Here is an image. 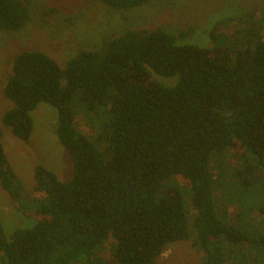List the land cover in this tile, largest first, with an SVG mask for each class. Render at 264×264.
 Here are the masks:
<instances>
[{
	"label": "trees",
	"instance_id": "obj_1",
	"mask_svg": "<svg viewBox=\"0 0 264 264\" xmlns=\"http://www.w3.org/2000/svg\"><path fill=\"white\" fill-rule=\"evenodd\" d=\"M100 1L130 9L149 0ZM260 15L261 28L247 11L217 19L208 46L180 43L161 27L129 28L98 48L77 51L64 67L40 50L18 53L3 87L13 106L2 124L27 143L31 112L40 102L54 107L55 133L72 174L61 181L36 164L34 191L43 196L25 199L0 143V186L19 225H28L7 236L0 219V264H95V250L108 237L110 264H157L165 248L187 240L191 230L202 264H223L221 240L259 242L264 254V236L217 215L214 191L222 184L211 173L214 156L230 154L234 180L264 158V9ZM28 20L27 0H0L1 30H18ZM78 91L87 109L107 107L99 145L73 126ZM174 177L187 185L195 209L191 228L186 195ZM259 209L264 215V204Z\"/></svg>",
	"mask_w": 264,
	"mask_h": 264
},
{
	"label": "rangeland",
	"instance_id": "obj_2",
	"mask_svg": "<svg viewBox=\"0 0 264 264\" xmlns=\"http://www.w3.org/2000/svg\"><path fill=\"white\" fill-rule=\"evenodd\" d=\"M27 4L29 20L23 27L18 30L0 29V143L17 175L21 195L28 200L43 196L42 192L34 191L36 164L43 165L54 172L59 180L66 181L72 174V161L57 139L56 110L51 105L40 102L31 112L33 128L27 143L13 136L9 128L2 124V114L13 106L12 101L5 97L3 87L18 53L40 50L64 67L77 51L98 48L106 39L129 28L161 27L173 33L180 43L208 46L211 41L208 34L217 19L238 16L247 11L261 28L260 11L264 9V0H149L130 9H114L100 0H27ZM186 29H189L188 35L182 36L180 32ZM235 29V22H230L227 32L231 39ZM155 77L165 85L175 83L174 77ZM79 97L78 91L72 98L73 126L77 133L99 145L98 140L100 142L102 139L95 138L102 133V124L107 121V107L98 106L89 110ZM232 162L234 159L230 154L211 159V173L222 184L219 187L215 185L218 187L214 191L215 211L223 222L242 232L264 236V215L259 209L264 204V158L253 171L241 173L235 180L232 177ZM175 182L186 195L191 228L195 209L189 201L187 185L179 177L172 179V183ZM0 219L7 236L16 227L28 226L19 225L20 215L1 186ZM193 236L191 230L187 240L169 244L156 263L202 264L201 254L193 244ZM257 245L259 242L252 241L230 245L221 240L223 264H264V254L258 251ZM112 248L113 241L108 237L95 250V264H110ZM78 264L91 263L82 259Z\"/></svg>",
	"mask_w": 264,
	"mask_h": 264
},
{
	"label": "crops",
	"instance_id": "obj_3",
	"mask_svg": "<svg viewBox=\"0 0 264 264\" xmlns=\"http://www.w3.org/2000/svg\"><path fill=\"white\" fill-rule=\"evenodd\" d=\"M2 188V187H1Z\"/></svg>",
	"mask_w": 264,
	"mask_h": 264
}]
</instances>
